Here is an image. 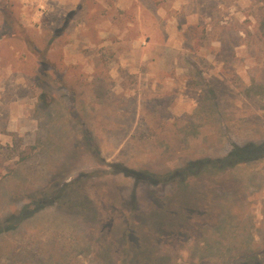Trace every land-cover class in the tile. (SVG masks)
I'll use <instances>...</instances> for the list:
<instances>
[{
  "label": "rangeland",
  "instance_id": "1",
  "mask_svg": "<svg viewBox=\"0 0 264 264\" xmlns=\"http://www.w3.org/2000/svg\"><path fill=\"white\" fill-rule=\"evenodd\" d=\"M264 0H0V264H264Z\"/></svg>",
  "mask_w": 264,
  "mask_h": 264
},
{
  "label": "trees",
  "instance_id": "2",
  "mask_svg": "<svg viewBox=\"0 0 264 264\" xmlns=\"http://www.w3.org/2000/svg\"><path fill=\"white\" fill-rule=\"evenodd\" d=\"M264 151V142L259 144H245L243 146H234L232 151L227 155V157L232 160L234 156H241L242 158L247 156H257L258 153Z\"/></svg>",
  "mask_w": 264,
  "mask_h": 264
}]
</instances>
